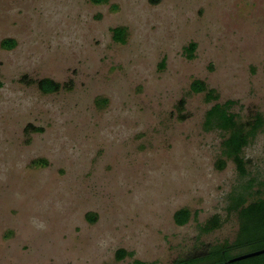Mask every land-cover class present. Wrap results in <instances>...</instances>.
Wrapping results in <instances>:
<instances>
[{
  "label": "rangeland",
  "instance_id": "rangeland-1",
  "mask_svg": "<svg viewBox=\"0 0 264 264\" xmlns=\"http://www.w3.org/2000/svg\"><path fill=\"white\" fill-rule=\"evenodd\" d=\"M227 101L241 122L264 113V0H0V264H173L232 243L237 198H264V128L241 177L203 128Z\"/></svg>",
  "mask_w": 264,
  "mask_h": 264
},
{
  "label": "trees",
  "instance_id": "trees-1",
  "mask_svg": "<svg viewBox=\"0 0 264 264\" xmlns=\"http://www.w3.org/2000/svg\"><path fill=\"white\" fill-rule=\"evenodd\" d=\"M106 0H90L93 4H102ZM159 0H149L151 4L157 3ZM112 40L115 43L124 44L126 39V29L117 27L111 30ZM15 43L12 40H4L1 46L5 49H12ZM196 44L190 43L185 48V54L189 59L193 58ZM164 65V62L161 64ZM37 87L43 94L54 93L59 90V84L48 79L40 80ZM191 92L203 93L207 102L216 100L212 90H208L206 85L194 80L190 85ZM233 105L232 101L223 104L213 105L205 114L203 128L205 131L218 130L225 134V138L221 144V157L227 161H231L236 168L239 176L246 175L245 161L242 156L243 150L250 144L256 135L264 128V113L257 114L251 120L241 122L236 115L230 112ZM223 161L219 162V167H223ZM244 199L237 198L235 209L239 219V230L232 243H224L210 247L208 251L188 257L178 259L173 264H264V254L248 258L245 260L230 262L232 259L243 254L264 249V198L259 199L247 206H243ZM190 217L189 211L182 209L174 214V222L176 225H184ZM219 226L217 217L208 221L202 228L203 232H210ZM126 256H130L124 250H118L115 254L116 260H122ZM133 264H145L141 261H134Z\"/></svg>",
  "mask_w": 264,
  "mask_h": 264
},
{
  "label": "water",
  "instance_id": "water-1",
  "mask_svg": "<svg viewBox=\"0 0 264 264\" xmlns=\"http://www.w3.org/2000/svg\"><path fill=\"white\" fill-rule=\"evenodd\" d=\"M262 254H264V249L243 254V255H241L239 257H236V258L232 259L230 262L245 260V259L252 258V257H255V256H259V255H262Z\"/></svg>",
  "mask_w": 264,
  "mask_h": 264
}]
</instances>
